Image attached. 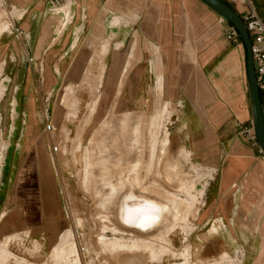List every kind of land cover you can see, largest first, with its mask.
Segmentation results:
<instances>
[{"label":"crops","instance_id":"1","mask_svg":"<svg viewBox=\"0 0 264 264\" xmlns=\"http://www.w3.org/2000/svg\"><path fill=\"white\" fill-rule=\"evenodd\" d=\"M221 1L241 18L252 10L264 20V0H246L250 5L242 0ZM0 2V12L13 15H6L7 24L0 26L2 74L17 83L6 147L11 169L18 166L20 154L41 138L48 120L47 104L42 101L54 92L60 76L86 74L82 63L86 66L92 59L96 63L91 65L95 70L91 75H124L130 69L129 75L154 76L152 90L161 99L159 107H166L181 124L177 131L179 146L185 147L178 157L181 166L186 152L189 160H184L194 162L191 174L209 176L190 195H201L198 188L206 182L196 217L198 235L205 233V243H197V259L187 244L179 252L183 264H264V153L240 134L241 126H253L252 111L246 48L241 37L227 39L230 22L200 0ZM164 92L169 101L162 100ZM259 92L264 110V90ZM173 104L176 114L170 109ZM67 119L75 118L68 113ZM42 197L56 200L52 189H43ZM4 217L0 232L7 233L15 227L7 226ZM62 226L56 206L45 214L42 233L55 238ZM201 229L205 230L201 233ZM105 246L119 257L128 248L119 242ZM138 246L136 242L134 249L127 250L126 264L150 259L138 253ZM162 251L168 252L167 244Z\"/></svg>","mask_w":264,"mask_h":264},{"label":"rangeland","instance_id":"2","mask_svg":"<svg viewBox=\"0 0 264 264\" xmlns=\"http://www.w3.org/2000/svg\"><path fill=\"white\" fill-rule=\"evenodd\" d=\"M6 15L10 18L12 14L2 9L0 26L7 24ZM87 61L86 66L82 63L86 74L60 76L54 92L47 94L46 103L42 101L54 129L44 131L20 154L13 169L6 147L17 83L8 82L10 76L3 75V65L0 67V88L3 85L6 91L0 103V219L5 215V224L15 227L0 232V245L5 248L0 249L4 251L0 264H70V260H78L77 264H126L130 257L127 250L134 249L136 242L138 253L150 259L133 264H183L185 258L179 252L189 243L197 259V243L201 246L206 239L205 229L198 235L196 220L206 182L198 188L203 193L191 198L186 187H177L162 174L185 148L179 146L177 137L181 124L166 107H159L161 99L152 90L154 76L129 75L130 69L124 75H91L96 61ZM74 96L79 98L78 114L70 121L67 114ZM162 100L169 101L165 92ZM172 107L176 114L178 108ZM55 142H61V151L52 154L47 148ZM180 161V167L192 173L194 162ZM43 189L54 190L55 202L42 197ZM129 195L163 206L159 223L145 229L123 222L118 207L122 197ZM139 201L140 206H150ZM56 206L63 226L50 238L42 233V223ZM67 232L71 234L63 247L60 239ZM118 242L128 246L121 257L104 246ZM166 244L168 252L162 251ZM155 246L158 250L153 251Z\"/></svg>","mask_w":264,"mask_h":264},{"label":"bare ground","instance_id":"3","mask_svg":"<svg viewBox=\"0 0 264 264\" xmlns=\"http://www.w3.org/2000/svg\"><path fill=\"white\" fill-rule=\"evenodd\" d=\"M2 87H3V85H2ZM2 87L0 88V100H1V98L5 92V89H3ZM72 101L73 102H72L71 106L69 107L70 110L68 113H69L70 118H75L77 115V113L75 111V106L77 105V103H79V101H77V100H72ZM75 101H77V102H75ZM188 157H189L188 153L184 152V159L189 160ZM162 174L167 176L168 179L171 182L175 183V185L177 187H181V185H183V188L186 187V189H187L186 191L189 194H192L193 190L195 189L194 186L196 184L200 183L201 181L207 180V178L209 177V176H204L201 172H198V175L196 177L193 176L191 173L186 172L184 169H182V167H180V162H179L178 157L175 158L172 163H170V166L167 167L166 171L163 172ZM200 186H202V185H200ZM196 193H198V192H196ZM130 195H134V194H130ZM130 195L128 197H125V198L122 197L123 200L121 201V203L118 207L119 208L118 214H119V217L122 219L123 222H125L127 224H137V225L142 226L145 229H149V228L153 227V225H156L157 223H159V221L161 220V216H162L163 212L165 211L163 206H159L158 204H156L154 202H148L149 201L148 199L141 198L143 196L135 197L138 195H135V196H130ZM139 200H142L144 203L148 202V205H150V206H145V204L143 206L141 204V206H140ZM70 234H71L70 232H67L63 235V237H61L62 239H60V241H61L60 244L63 247L65 246L66 240L68 239ZM148 243H149V241H148ZM104 246H105V244H104ZM145 248H146V245H145ZM0 249L2 250L5 248H3L0 245ZM3 252L4 251H0V255Z\"/></svg>","mask_w":264,"mask_h":264},{"label":"built area","instance_id":"4","mask_svg":"<svg viewBox=\"0 0 264 264\" xmlns=\"http://www.w3.org/2000/svg\"><path fill=\"white\" fill-rule=\"evenodd\" d=\"M246 1V0H242ZM235 2V0H233ZM248 3V1H246ZM248 5H250L248 3ZM242 20L244 21L245 28L247 30L250 44H251V55L254 66L256 83L259 91L264 90V20L255 14L252 10L248 15H245ZM10 32L17 33L18 29H12ZM239 33L233 28H230L227 34L228 40H235L239 38ZM53 123L47 121L44 125V131L51 132ZM240 134L248 140L252 146H257L260 150L258 140L256 139L255 130L253 126H241ZM61 151V142H55L50 146V152L57 154Z\"/></svg>","mask_w":264,"mask_h":264},{"label":"water","instance_id":"5","mask_svg":"<svg viewBox=\"0 0 264 264\" xmlns=\"http://www.w3.org/2000/svg\"><path fill=\"white\" fill-rule=\"evenodd\" d=\"M213 9L220 17L230 22L232 27L239 33L246 48V68L249 87V98L252 111V123L256 139L264 153V111L257 87L254 66L251 55V44L242 18L226 3L221 0H200Z\"/></svg>","mask_w":264,"mask_h":264},{"label":"trees","instance_id":"6","mask_svg":"<svg viewBox=\"0 0 264 264\" xmlns=\"http://www.w3.org/2000/svg\"><path fill=\"white\" fill-rule=\"evenodd\" d=\"M225 3V2H224ZM229 6V5H228ZM264 111V110H263Z\"/></svg>","mask_w":264,"mask_h":264}]
</instances>
